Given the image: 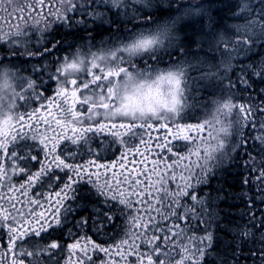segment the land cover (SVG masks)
Segmentation results:
<instances>
[{
    "label": "snow or ice",
    "instance_id": "snow-or-ice-1",
    "mask_svg": "<svg viewBox=\"0 0 264 264\" xmlns=\"http://www.w3.org/2000/svg\"><path fill=\"white\" fill-rule=\"evenodd\" d=\"M223 2L0 0V264H264V0Z\"/></svg>",
    "mask_w": 264,
    "mask_h": 264
},
{
    "label": "trees",
    "instance_id": "trees-1",
    "mask_svg": "<svg viewBox=\"0 0 264 264\" xmlns=\"http://www.w3.org/2000/svg\"><path fill=\"white\" fill-rule=\"evenodd\" d=\"M223 4H216L214 5L213 15L216 18L217 23L213 26L217 29V31H226L227 29L231 28V25L233 21L235 20L232 16V13L229 11V8L222 7ZM101 37L109 36V33H106L103 31V29L99 30ZM60 37L57 36L56 39H59ZM68 43H81L79 41V37L77 36H68L67 37ZM208 54V53H207ZM201 55H204L202 52ZM259 53L253 52L251 56L246 57V61L253 58V57H259ZM202 58V57H201ZM204 60V59H202ZM242 61V62H246ZM208 65L211 64H217L215 61L210 60L207 61ZM196 94L199 97V106L196 108H193V114L187 115L185 118V121L188 123H196L198 120L203 121L204 118H201L200 114L204 112L207 108L210 102L217 99L220 95V88H219V81L213 80V79H203L199 80L198 83L195 85ZM194 112L197 113V118L194 115ZM237 169H233L231 174L225 173L220 177V183H222L223 187L226 191L231 193L233 196H240V185H239V177L236 176ZM226 181V183H225ZM215 186V185H214ZM231 186V187H230ZM218 211L221 213V217L224 220V226L230 227V225L227 223L229 219L232 220L233 223H241L242 222V213L247 211V208L244 206L242 201L240 199L233 200L231 197L227 198V202L221 204ZM222 238L223 237V234Z\"/></svg>",
    "mask_w": 264,
    "mask_h": 264
},
{
    "label": "rangeland",
    "instance_id": "rangeland-1",
    "mask_svg": "<svg viewBox=\"0 0 264 264\" xmlns=\"http://www.w3.org/2000/svg\"><path fill=\"white\" fill-rule=\"evenodd\" d=\"M157 19H159V17H157ZM233 23H240V21H239V20H234ZM233 23H232V24H233ZM0 27H3L5 30H7V28H8V24H7V23H4V22L2 21V19H0ZM141 30H144V29H141ZM226 31L230 33L231 28L227 29ZM76 37H77V36H76ZM108 37H109V36H108ZM108 37H101V38H99V39L97 40V44L99 45V43H100L102 40L108 39ZM78 44L81 45V47H80L81 58L85 59V63L90 65L91 57L88 55V49L82 46L83 42L78 43ZM65 47H67V45H65ZM92 51H93V52H96L97 49H92ZM97 54L99 55L100 53L98 52ZM58 55H59V53H58ZM247 56H248V55L245 56L244 61H246L245 59H246ZM201 57H202V59H205V58H206L207 61L213 60V61H215L216 63H221L223 60L226 59L225 57H221L219 53H208L206 57H205V54H204V55H201ZM50 59H51V57H50ZM96 63L101 64V66H103V61H101V60H97ZM211 65H213V64H211ZM24 67H25V69L27 70L28 68L31 67V65H25ZM161 67H162V68H163V67H167V64L165 63V64L161 65ZM86 71H92V72H95L96 69H92V68H90V66H89L87 69H83L80 73H78V75H84ZM196 79H197V83H198V81H199L200 79H199L198 77H196ZM208 80H209V79H208ZM197 83H196V84H197ZM10 94H11V93L9 92V95H10ZM0 96H2V99H0V105H2V104H7V103L9 102V100H8V95H2V94H0ZM214 107H215V105H214L212 102H210L209 105H208V108H207L204 112H202V113L200 114V115H201L200 117H201V118H205V117H207L208 119H211V113L214 111ZM191 114H193V108H192V109H189L186 113H184V119L186 118L187 115H191ZM194 115H195V117H196V116H197V113L194 112ZM196 118H197V117H196ZM186 122H187V121H186ZM161 134H162V133H161ZM209 139H211V138L209 137Z\"/></svg>",
    "mask_w": 264,
    "mask_h": 264
},
{
    "label": "bare ground",
    "instance_id": "bare-ground-1",
    "mask_svg": "<svg viewBox=\"0 0 264 264\" xmlns=\"http://www.w3.org/2000/svg\"><path fill=\"white\" fill-rule=\"evenodd\" d=\"M222 4H223L222 7H227V8H229V0H224V2H223Z\"/></svg>",
    "mask_w": 264,
    "mask_h": 264
},
{
    "label": "flooded vegetation",
    "instance_id": "flooded-vegetation-1",
    "mask_svg": "<svg viewBox=\"0 0 264 264\" xmlns=\"http://www.w3.org/2000/svg\"><path fill=\"white\" fill-rule=\"evenodd\" d=\"M106 37H108V36H106ZM99 39V38H98Z\"/></svg>",
    "mask_w": 264,
    "mask_h": 264
}]
</instances>
